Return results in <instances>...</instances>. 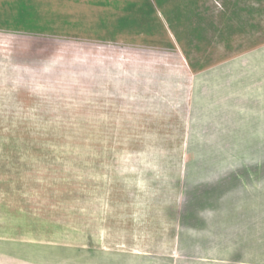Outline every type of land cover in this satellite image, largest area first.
Masks as SVG:
<instances>
[{
  "label": "rangeland",
  "instance_id": "rangeland-1",
  "mask_svg": "<svg viewBox=\"0 0 264 264\" xmlns=\"http://www.w3.org/2000/svg\"><path fill=\"white\" fill-rule=\"evenodd\" d=\"M2 227L9 264H264V0H0Z\"/></svg>",
  "mask_w": 264,
  "mask_h": 264
},
{
  "label": "crops",
  "instance_id": "crops-1",
  "mask_svg": "<svg viewBox=\"0 0 264 264\" xmlns=\"http://www.w3.org/2000/svg\"><path fill=\"white\" fill-rule=\"evenodd\" d=\"M198 248L196 246H191L190 248L188 247L187 251H185V248H183L182 250L178 251L175 253V256L177 255V259L176 261L171 260L169 261V264H262L259 262H256L255 260H250L248 259V251H242V253H247L246 254V258L243 259L244 254H242V257H240L239 260H228V259H222V260H218L216 259V257H213L211 255V251L212 253L214 251H219V252H226V251H233L232 250V246L227 247V246H221V245H214L209 247L207 250H205V252L207 253L206 257H201V258H196V257H192V254H188V256H179L182 253H190V252H194L195 250L193 249ZM201 248V247H199ZM205 248V247H204ZM190 249V250H189ZM190 251V252H189ZM174 253V252H173ZM173 253H171V258H174L175 256L173 255ZM170 255V254H169ZM24 263H28L27 261H23ZM105 262V261H103ZM102 262H98L97 264H99ZM106 263V262H105ZM121 262L118 261H112V264H120ZM0 264H9V240H8V234L7 232H5V230L2 228H0ZM93 264H95V262H93Z\"/></svg>",
  "mask_w": 264,
  "mask_h": 264
}]
</instances>
